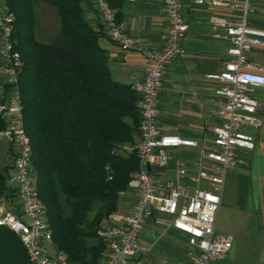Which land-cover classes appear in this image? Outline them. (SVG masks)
I'll use <instances>...</instances> for the list:
<instances>
[{
  "label": "built area",
  "instance_id": "built-area-1",
  "mask_svg": "<svg viewBox=\"0 0 264 264\" xmlns=\"http://www.w3.org/2000/svg\"><path fill=\"white\" fill-rule=\"evenodd\" d=\"M91 1L108 38L123 53L139 52L144 58L142 78L130 84L138 95L139 135L133 149L139 169L128 183L136 201L129 212L110 214L98 230L105 244L101 264H137L135 257L146 250L140 233L149 219L159 216V223L188 236L193 264H218L229 254L234 240L232 234L215 231L226 175L245 163L241 151L254 148L255 133L264 126V112L259 116L260 103L253 95L256 89H264V63L250 59L255 50H264V30L246 22L253 0H189L213 9L240 11L238 19L219 14L210 17L213 36L228 42L223 69L207 76L219 82L215 115L220 123L214 129L212 143L200 149L193 161L177 157L174 151L197 148V141L164 134L158 127L164 73L183 56L189 28L182 0H159L166 23L161 45L156 48L144 47L131 37L105 0ZM13 21L5 0H0V117L5 125L0 140L10 148L7 184L16 191L14 208L0 203V226L19 236L31 264H69L63 251L51 253L47 248L52 232L31 166L18 78L22 61L12 38Z\"/></svg>",
  "mask_w": 264,
  "mask_h": 264
},
{
  "label": "trees",
  "instance_id": "trees-1",
  "mask_svg": "<svg viewBox=\"0 0 264 264\" xmlns=\"http://www.w3.org/2000/svg\"><path fill=\"white\" fill-rule=\"evenodd\" d=\"M120 21L126 0H105ZM13 13V41L21 55L19 87L31 166L55 250L69 264H99L103 221L117 210L139 169L138 95L113 79L101 27L86 18L87 0H5ZM56 9L59 27L37 37L35 4ZM0 117V130L4 129ZM11 166L0 165V200L14 202ZM246 190L245 186L240 189ZM0 264H31L18 235L0 226Z\"/></svg>",
  "mask_w": 264,
  "mask_h": 264
},
{
  "label": "crops",
  "instance_id": "crops-1",
  "mask_svg": "<svg viewBox=\"0 0 264 264\" xmlns=\"http://www.w3.org/2000/svg\"><path fill=\"white\" fill-rule=\"evenodd\" d=\"M183 16L189 28L183 41V56L175 59L167 68L163 78V88L160 93L158 127L164 134H173L186 139L197 141V148H180L174 153L187 161L196 160L199 150L212 143L214 129L220 121L215 115L217 97L215 94L219 86L216 80L208 79L209 74L218 73L224 67L227 59L228 42L213 36L210 17L219 14L227 18L238 19L239 10L213 9L208 6L196 5L189 0H182ZM252 12L246 17L247 25L264 30V0H253ZM86 18L97 29L103 28L99 14L92 3H84ZM124 23L127 33L144 47H160L161 34L165 28V15L159 0H126L121 10L120 21ZM105 32V30H104ZM100 45L107 52L108 67L114 80L131 84L143 76L144 58L139 52L123 53L113 43L106 33L100 39ZM251 60L264 63V50H255ZM254 97L260 103L259 116L264 112V89H256ZM241 155L245 163L236 167L237 178L251 183L249 189L256 188V193L262 196L264 189V126L255 133V145L252 150H242ZM10 148L6 163L10 166ZM254 189V188H252ZM254 192L249 195L253 196ZM136 201V194L127 190L118 199L117 210L129 212ZM0 203L7 205L2 199ZM160 217V216H159ZM159 217L149 219L140 233L144 252L135 257L137 264H193V248L188 244L187 235L172 228L168 224L159 223ZM102 224H106V220ZM259 235L264 236L260 232ZM184 243H182V241ZM47 248L54 252L52 243ZM257 260L241 264H264V243L257 245ZM233 248L230 250L229 254ZM254 251V250H253ZM228 254V255H229ZM227 257V256H226ZM225 257V258H226ZM224 258V259H225ZM230 262L218 264H236L228 256ZM102 263V257L99 264ZM240 264V263H239Z\"/></svg>",
  "mask_w": 264,
  "mask_h": 264
},
{
  "label": "rangeland",
  "instance_id": "rangeland-1",
  "mask_svg": "<svg viewBox=\"0 0 264 264\" xmlns=\"http://www.w3.org/2000/svg\"><path fill=\"white\" fill-rule=\"evenodd\" d=\"M89 1L94 6L93 2ZM35 12L38 22L37 37L40 40H47L44 42H48L55 36L59 27L56 9L39 2L35 4ZM101 23L103 24L102 21ZM8 150V143L0 140V165L6 163ZM9 163L11 166V159ZM234 171L227 172L222 203L215 217V231L229 233L234 236L233 250L222 262H230L231 259L228 256L232 257L233 263L236 264L248 261L255 262L258 252L253 248H257V245L264 243V236L259 235L264 230V199L256 193L255 187L248 190L249 184L250 186L252 184L237 178ZM243 186L246 190L241 195L240 189ZM252 191L254 192L253 196L249 195ZM6 207L14 208V203H7ZM164 219H167V217ZM181 241L184 243L183 240ZM48 250L51 251L50 248Z\"/></svg>",
  "mask_w": 264,
  "mask_h": 264
},
{
  "label": "water",
  "instance_id": "water-1",
  "mask_svg": "<svg viewBox=\"0 0 264 264\" xmlns=\"http://www.w3.org/2000/svg\"><path fill=\"white\" fill-rule=\"evenodd\" d=\"M262 196H263V199H264V189H263V191H262Z\"/></svg>",
  "mask_w": 264,
  "mask_h": 264
}]
</instances>
